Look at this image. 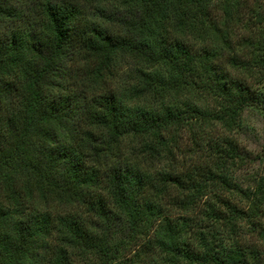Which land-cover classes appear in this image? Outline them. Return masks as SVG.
<instances>
[{"label":"trees","instance_id":"obj_1","mask_svg":"<svg viewBox=\"0 0 264 264\" xmlns=\"http://www.w3.org/2000/svg\"><path fill=\"white\" fill-rule=\"evenodd\" d=\"M263 83L264 0H0V264H264Z\"/></svg>","mask_w":264,"mask_h":264},{"label":"rangeland","instance_id":"obj_2","mask_svg":"<svg viewBox=\"0 0 264 264\" xmlns=\"http://www.w3.org/2000/svg\"><path fill=\"white\" fill-rule=\"evenodd\" d=\"M264 92V83L260 86ZM189 132L186 130L178 134L177 142L181 145L179 150H175L177 158L181 161V153H188L189 151ZM232 138L238 144L246 160L230 164L226 171L231 181L236 183L242 189H246L253 185L258 176L264 174V120L262 112L259 109L250 107L243 111L240 117L239 126L231 133ZM196 150V149H195ZM222 193V191H220ZM224 193V192H223ZM231 197L233 201H238L234 193H224ZM240 205V204H239ZM241 232H247L248 228L242 224L239 227ZM134 249L129 248L125 252L126 258L133 256Z\"/></svg>","mask_w":264,"mask_h":264}]
</instances>
